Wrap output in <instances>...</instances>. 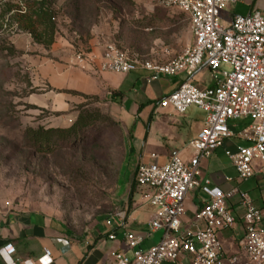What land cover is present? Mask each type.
<instances>
[{"label": "crops", "instance_id": "1", "mask_svg": "<svg viewBox=\"0 0 264 264\" xmlns=\"http://www.w3.org/2000/svg\"><path fill=\"white\" fill-rule=\"evenodd\" d=\"M151 6L148 15L139 16L141 20L137 25L150 35L153 44L147 52L141 51L139 43L135 49L138 56L165 63L193 44L191 22L188 15L177 8L162 4ZM262 8L264 0H236L223 11L222 21L228 24L234 15H248ZM104 47L101 39L92 38L86 69L43 60L39 72L47 88L40 107L52 111L50 114L55 119L51 126H69L78 116L76 107L85 102L86 97L98 95L109 99L117 125L122 130V164L128 156L132 162L125 187L121 190L120 203L108 218L95 224L87 233L77 235L70 233L60 218L43 209L0 201V264H105L113 250L133 257V250L125 242L126 231L144 235L140 244L142 249L156 244L164 233L162 229L152 230L150 227L155 209L145 196L147 189L136 180L137 167L150 163L154 154L166 162L175 149L181 151L185 160L191 159L195 151L189 143L204 127L206 114L195 106L183 114L159 106L162 97L179 87L184 74L152 79V72L144 68L129 73L102 71L99 63ZM194 81L203 88L215 85L212 72L206 65L197 70ZM114 90L121 91V94L112 95ZM245 124L246 121H233L231 127L241 131ZM245 144L249 141L236 133L212 156L201 161L200 185L185 199L184 225L194 221L196 212L215 188L229 190L239 186L248 191L257 206L264 208V177L256 174L247 182L238 181L235 167L226 155L227 150L235 151ZM228 204L236 216V223L224 229L221 238L227 253L241 254L244 209L238 195ZM119 212L124 213L123 218L117 216ZM108 219H112L111 224ZM110 234H115L116 238L111 239ZM7 245L14 248L13 253L8 252ZM190 262L191 256L185 254L177 262L164 261L163 264Z\"/></svg>", "mask_w": 264, "mask_h": 264}, {"label": "built area", "instance_id": "2", "mask_svg": "<svg viewBox=\"0 0 264 264\" xmlns=\"http://www.w3.org/2000/svg\"><path fill=\"white\" fill-rule=\"evenodd\" d=\"M235 1L159 0L189 16L194 36L193 44L168 62L133 58L112 43L104 49L99 63L102 71L129 73L144 68L152 72V79L184 74L179 87L162 97L159 106L178 114L195 106L206 114L204 127L189 143L195 151L191 159L185 160L175 149L166 162L154 154L150 163L137 167L136 180L147 189L145 196L155 209L150 227L164 231L161 239L142 249L144 235L126 231L125 242L133 257L113 250L105 264H163L177 262L185 254L191 256V264H264V208L239 186L215 188L192 223L184 225L182 220L186 196L200 185L201 161L236 133L249 141L226 151L238 181L247 182L256 174L264 177V8L234 15L224 24L222 13ZM77 64L86 69L89 61L78 56ZM202 65L212 72L214 86L203 88L195 83V73ZM239 120L246 121L245 127L235 131L231 123ZM236 195L244 209L241 254L227 253L221 238V232L236 223L228 204ZM117 216L123 218L124 213ZM107 222L111 224L112 219ZM6 248L14 252L11 245Z\"/></svg>", "mask_w": 264, "mask_h": 264}, {"label": "rangeland", "instance_id": "3", "mask_svg": "<svg viewBox=\"0 0 264 264\" xmlns=\"http://www.w3.org/2000/svg\"><path fill=\"white\" fill-rule=\"evenodd\" d=\"M26 1L35 0H0V201L43 209L60 218L70 233L83 235L116 211L132 162L128 156L122 164V130L109 99L98 95L76 107L78 115L91 112L95 118L85 131L84 148L69 149V143L51 154H36L23 147L27 126L55 119L50 109L40 107L47 87L39 66L49 59L80 68L77 57L88 60L94 36L105 47L112 43L133 58L147 60L138 56L135 45L147 52L153 43L137 24L140 15H148L151 5L160 2L53 0L58 31L46 47L14 19Z\"/></svg>", "mask_w": 264, "mask_h": 264}, {"label": "trees", "instance_id": "4", "mask_svg": "<svg viewBox=\"0 0 264 264\" xmlns=\"http://www.w3.org/2000/svg\"><path fill=\"white\" fill-rule=\"evenodd\" d=\"M79 8L80 6L77 5L76 9ZM17 10L14 13V19L18 27L31 34L36 43L47 47L55 42L58 26L53 0L26 1L24 6ZM118 93L121 94V91H112V95ZM94 121L95 118L91 112L81 111L69 126H51L43 123L27 126L21 136L22 139L27 140L23 147L33 149L36 154H51L58 149H63L69 143V149L84 148L87 144L85 131L93 125ZM76 143L78 145H74ZM129 196L131 200L132 190Z\"/></svg>", "mask_w": 264, "mask_h": 264}]
</instances>
